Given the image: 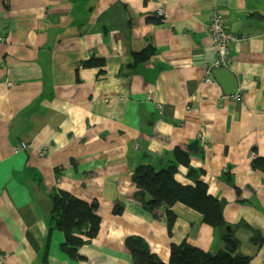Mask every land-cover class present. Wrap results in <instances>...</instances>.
I'll list each match as a JSON object with an SVG mask.
<instances>
[{"label": "crops", "instance_id": "1", "mask_svg": "<svg viewBox=\"0 0 264 264\" xmlns=\"http://www.w3.org/2000/svg\"><path fill=\"white\" fill-rule=\"evenodd\" d=\"M216 8L240 39L233 95L215 75ZM176 148L190 152L176 179L207 183L240 252L264 264V0H0V264H133L132 235L165 263L173 243L225 249L198 211L175 204L168 227L137 196L138 166L166 168ZM57 190L98 203L77 259L52 218Z\"/></svg>", "mask_w": 264, "mask_h": 264}, {"label": "trees", "instance_id": "2", "mask_svg": "<svg viewBox=\"0 0 264 264\" xmlns=\"http://www.w3.org/2000/svg\"><path fill=\"white\" fill-rule=\"evenodd\" d=\"M83 66L103 67L104 61L91 59L83 62ZM175 155L176 160L161 170L145 162L138 166L133 179L138 188L139 200L150 211L162 208L168 227H171L177 218L173 211L175 204L181 203L198 211L205 223L220 229L225 249L211 253L187 240L181 244L173 243L169 263H165L152 252L144 237L132 235L126 238L125 244L131 253L133 264H253L250 256L240 252L239 239L233 231L228 230L223 212L224 204L209 193L207 183L197 180L195 185H185L176 179L180 164L190 167V152L176 148ZM252 167L264 172V157L256 154ZM195 171L190 168V174ZM52 199V218L66 236L61 248L70 257L77 259L79 247L92 241L100 231L102 219L98 214V203L82 200L64 190H57L52 194ZM169 230L171 232L170 228ZM253 232L257 234V230Z\"/></svg>", "mask_w": 264, "mask_h": 264}, {"label": "built area", "instance_id": "3", "mask_svg": "<svg viewBox=\"0 0 264 264\" xmlns=\"http://www.w3.org/2000/svg\"><path fill=\"white\" fill-rule=\"evenodd\" d=\"M158 14L163 17L165 14L164 7L159 8ZM211 24H210V34L212 42L216 48L217 58L215 60L214 66L216 68H226L228 67L230 61L232 60V44L235 41L240 39L230 33L225 25L224 17L222 11L219 8H216L212 14ZM206 82H212V78L208 77ZM29 145L25 141H20L16 143L13 147L14 152L19 153L27 150ZM42 155L46 153V150H43ZM252 157H256V153H252ZM1 258L4 260L5 255H2Z\"/></svg>", "mask_w": 264, "mask_h": 264}, {"label": "water", "instance_id": "4", "mask_svg": "<svg viewBox=\"0 0 264 264\" xmlns=\"http://www.w3.org/2000/svg\"><path fill=\"white\" fill-rule=\"evenodd\" d=\"M215 75L218 79L226 83H224L223 85L228 94L233 95L238 92L239 88L237 81L228 68L216 69ZM228 230H231V228H228Z\"/></svg>", "mask_w": 264, "mask_h": 264}]
</instances>
